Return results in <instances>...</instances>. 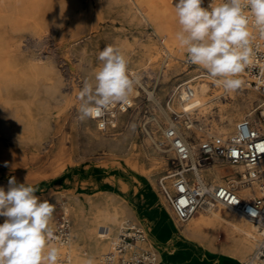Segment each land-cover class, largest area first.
<instances>
[{
    "label": "bare ground",
    "instance_id": "6f19581e",
    "mask_svg": "<svg viewBox=\"0 0 264 264\" xmlns=\"http://www.w3.org/2000/svg\"><path fill=\"white\" fill-rule=\"evenodd\" d=\"M106 1L107 5H112L114 2ZM122 1L123 7L119 16L127 25L128 33L132 38L130 42L126 39L113 38L111 45L121 49L128 59L130 72L139 78V83L135 87L138 86L143 90L142 77H149L163 85L170 81L171 76L181 75L183 72L177 63L181 61L183 67L185 66L181 60L184 51L175 39V34L180 28L173 6L175 0ZM66 4L64 0H0V129L5 134L22 136L25 131L32 137L43 136L47 133L52 115L49 110L51 101H58L59 105L68 101L62 89L63 74L61 76L57 66L52 64L53 60L49 54L30 56L32 57L30 62L22 64V53L27 45L33 42L35 45L40 44L43 35L52 37L57 34V27L64 21L63 10ZM54 11L59 16L53 20L50 16ZM140 29H143L144 35L141 34ZM23 36H25L24 45ZM103 36L105 38H102ZM155 38L162 45L163 52ZM107 41L106 32L97 37L73 41L77 46L76 62L78 68L82 67L83 82L85 79L93 80L94 71L100 65L98 54L106 46ZM79 43L83 44L79 46ZM154 65L158 67L156 72ZM140 69L142 72H139ZM247 88L250 87L245 84L241 89L228 93L212 78L198 80L194 85L193 99L198 105V118L204 117L202 121L205 122L207 117H210L216 127L211 131L200 123L202 128L194 129L193 139L196 141V136L212 133L222 136L231 126L243 120L248 113L243 115L241 109H247L250 105L253 108L261 102L260 99L259 103L254 105L256 96L259 95L256 92L246 93L244 90ZM70 91L76 93V90ZM146 94L149 100L156 103L152 92L146 91ZM131 95L135 97L133 105H136L140 92L134 88ZM76 101V118L86 139L100 148H107L110 152L123 157L121 160L112 161L110 165L116 169H123L124 173L131 176L134 187L130 196L133 203L136 205L140 203L139 200H143L148 204L150 212L148 215L143 214L140 209L131 206L126 197L115 196L111 192L99 198L87 197L86 194L73 195L75 207L73 210V205L71 206L73 210L71 213L75 219V238L71 241L70 237L71 242L58 249L61 256H66V264H89V262L99 264L101 256L109 250L110 242L123 220L142 225L143 221L147 222L145 227L147 238L142 246L145 245L155 252V264H244L260 239L262 233L260 226L231 211L229 212L232 214L222 216L218 207H207L208 210L205 212L201 207L195 215L185 221L187 224L179 226L155 188V178L162 170L164 160L160 157L151 160L143 153H139L135 142L128 138V122L123 121L122 118L127 112L117 115L114 126L104 131L106 133L111 129L124 128L123 134L119 137L112 133L99 136L91 128L90 118L84 121L78 118V108L82 101L78 98ZM173 107L178 108L179 105L174 104ZM152 127L162 131V123L156 115L152 116ZM150 138L156 149L160 151L155 140L159 135L154 134ZM65 158L63 149L56 146L51 164L55 166L62 163ZM222 165L225 164L218 163V166ZM201 173L205 180L211 174L208 182L221 184L227 179H234L238 174L241 175L243 168L215 166L202 170ZM3 188L7 191L8 183L4 184ZM239 193L244 197L258 194V186L240 188ZM157 210L166 216V222L159 217ZM218 228L224 231L229 244L217 247L214 237L208 235L209 230ZM163 236L172 240L171 248L168 250L162 249ZM79 241L83 242L85 249L80 248ZM50 244L52 246L54 243L50 241ZM98 256L100 258L97 261Z\"/></svg>",
    "mask_w": 264,
    "mask_h": 264
},
{
    "label": "rangeland",
    "instance_id": "374dc122",
    "mask_svg": "<svg viewBox=\"0 0 264 264\" xmlns=\"http://www.w3.org/2000/svg\"><path fill=\"white\" fill-rule=\"evenodd\" d=\"M112 1H114L112 5H107L106 0H64V3H67V7L65 6L63 10L64 21L57 27V34L52 37L44 36L42 34L43 36L40 44L35 45L33 42L30 45H27V48L24 49V52L22 53V64L30 62L32 57L49 54L53 60L51 61L52 64L57 66L56 68H58L61 76L63 74L62 89H64L68 101L65 104L60 105L58 101H51L49 110L52 115L49 119L47 133L41 137H32L24 131V135L22 136H10L0 129V187L7 184L10 177H15L17 183L26 182V184L36 187L38 189L36 195L40 197L41 201L46 200L55 207L52 218V229H54L55 226L58 204L61 201H65L70 215L71 241L75 238L74 229L76 228L74 223L75 219L73 213H71L75 207V202L72 199L73 195L79 196L80 194L85 196L86 194L87 197L91 196L99 198L111 192L115 196L126 197L128 203L136 209H140L143 214L148 215L150 212L148 204L143 200H139L140 203H137L136 205L133 203L132 196H130L134 187L131 176L128 173H124L123 169H116V167L113 168L110 165L112 161L116 159L121 160L123 157H119L115 153L110 152L107 148H100L95 145L94 142L88 141L85 133L79 127L76 118V99L83 86V78L82 67H77L76 60L78 55L75 51L77 46L73 41L76 39L85 40L86 37H97L103 32L107 33L108 41L106 42V46L111 45L113 38L126 39L128 42H130L132 38L128 33L127 25L119 16V12L123 7V1ZM57 16L59 15L54 11L50 17L54 20ZM140 32L144 35L143 29H140ZM102 38L105 37L103 36ZM22 39L24 40V45L25 36H23ZM83 42L85 43V41ZM156 42L163 52L164 49L162 48V45L159 44L157 39ZM82 44L83 43H79V46ZM161 55H163V53H161ZM184 56L185 52H183L181 60ZM177 64L179 68L182 69L183 73L179 76H171L170 81L163 85L154 82V80L149 77H142L141 85L143 90L138 86L135 87L140 92L137 104L133 105V108L122 116L123 121L128 122V138L130 141L135 142L139 153H143L146 158L151 160H156L159 157L164 160L162 170L155 178V188L161 200L164 201L168 208L169 206L158 189L157 180L165 173V170L169 165L170 154H164L161 151H158L150 137H153L154 134L159 136L161 134L159 128L155 129L152 127V116L156 115L158 117L162 123V129L167 125L169 112L166 107V99L168 93L176 83L182 81L194 72L192 68L187 66L183 67L181 61H178ZM157 68L158 67L154 65V72L157 71ZM186 69L187 71L185 72ZM190 70L193 71L188 75H185ZM139 72H142V70L140 69ZM241 78L243 79L242 76ZM70 90H76V93H73ZM146 91L153 93L157 104L147 98ZM244 91L246 93H255L251 88H247ZM256 97L257 99L254 101V105L259 103L261 98L260 96V98L258 96ZM251 108L252 105L247 109H241L242 114L246 115ZM213 112H215V109H213ZM200 119L198 118V121L202 123L204 128L208 127L211 131L215 130L216 125L211 122L210 117H207V121L205 122L202 121L204 117H201ZM89 124L99 136L112 133L116 137H119L124 133V128L111 129L106 133L98 132L91 119H89ZM233 128L234 126H231L224 135L230 134L233 131ZM201 136L202 135L196 136V141L201 138ZM155 140L157 142L158 139ZM56 146H60L63 149L66 158L62 163L53 166L51 161ZM218 163L221 162L214 161L210 166L202 170H207L215 166L230 168L227 164L218 166ZM237 176L238 175H236L234 179L237 178ZM210 177L211 174L208 175L206 180L210 181ZM122 184H124V186ZM71 206L73 207V210ZM201 210L205 212L208 208L202 207ZM218 210L222 216L232 214L219 207ZM170 212L179 226L187 224V222H179L173 215L171 209ZM157 214H159V217L164 222L167 221L166 216L160 213L159 210H157ZM3 220L4 217H0V223H3ZM146 224V221H143V225L140 224L142 226L141 228L144 229L145 235ZM207 233L210 237H214L213 239L217 247L229 244V241L226 239V235L221 228L209 230ZM163 238L164 239L161 241L162 249H170L172 244L171 238L168 239L167 236H163ZM78 244L80 248L84 247L82 241H79ZM52 246L56 247L55 244ZM57 249L60 250V248ZM99 258V256L96 258L97 261Z\"/></svg>",
    "mask_w": 264,
    "mask_h": 264
},
{
    "label": "built area",
    "instance_id": "2783aa9c",
    "mask_svg": "<svg viewBox=\"0 0 264 264\" xmlns=\"http://www.w3.org/2000/svg\"><path fill=\"white\" fill-rule=\"evenodd\" d=\"M211 0H204L208 7ZM219 0H213V4ZM251 64L241 74L245 84L261 98L245 118L237 122L228 135H202L195 141L194 129L200 130L198 105L193 102L194 85L210 77L199 66L186 60L182 63L194 70L176 83L167 95L168 123L156 142L164 154L169 153V165L157 180L165 202L179 222L187 221L201 207H219L231 211L262 228L260 239L244 264H264V38L254 30ZM132 95L127 102L116 103L101 116L90 118L96 128L104 132L114 126L117 115L133 108ZM178 104L179 107H173ZM101 125H103L101 127ZM214 161L241 166L243 173L221 184H212L202 177V169ZM258 186V194L244 197L240 188ZM70 215L65 201L58 204L52 242L57 248L70 241ZM146 236L137 223L123 220L112 238L109 250L99 264H155V252L142 244ZM66 256L59 253L58 262L66 264Z\"/></svg>",
    "mask_w": 264,
    "mask_h": 264
},
{
    "label": "clouds",
    "instance_id": "9594fccd",
    "mask_svg": "<svg viewBox=\"0 0 264 264\" xmlns=\"http://www.w3.org/2000/svg\"><path fill=\"white\" fill-rule=\"evenodd\" d=\"M203 2L175 0L180 25L175 39L187 62L203 69L226 92H235L245 85L240 76L252 62L254 30L264 38V0H219L215 5L211 0L208 7ZM97 59L93 80L85 79L78 93L81 121L127 102L139 83L118 46H105ZM37 191L15 177L9 178L7 191L0 187V264H57L58 249L50 244L55 207L41 201Z\"/></svg>",
    "mask_w": 264,
    "mask_h": 264
},
{
    "label": "crops",
    "instance_id": "0c3cea01",
    "mask_svg": "<svg viewBox=\"0 0 264 264\" xmlns=\"http://www.w3.org/2000/svg\"><path fill=\"white\" fill-rule=\"evenodd\" d=\"M92 121V120H91ZM93 122V121H92ZM94 123V122H93ZM95 125V124H94ZM98 131V130H97ZM99 132V131H98ZM135 223H137V222H135ZM138 225H140L139 223H137ZM141 226V225H140ZM142 227V226H141ZM143 229V228H142ZM144 230V229H143Z\"/></svg>",
    "mask_w": 264,
    "mask_h": 264
}]
</instances>
